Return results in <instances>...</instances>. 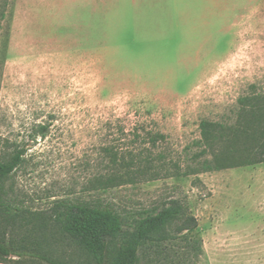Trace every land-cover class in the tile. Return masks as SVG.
I'll use <instances>...</instances> for the list:
<instances>
[{
	"label": "rangeland",
	"instance_id": "1",
	"mask_svg": "<svg viewBox=\"0 0 264 264\" xmlns=\"http://www.w3.org/2000/svg\"><path fill=\"white\" fill-rule=\"evenodd\" d=\"M258 2L244 35L239 0H0V156L24 150L7 181L13 204L50 212L69 199L125 215L176 201L195 222L174 224L151 264H264V162L178 174L196 164L202 120L233 125L240 99L264 94ZM9 224L1 237H35ZM57 242L56 256L85 264Z\"/></svg>",
	"mask_w": 264,
	"mask_h": 264
},
{
	"label": "trees",
	"instance_id": "2",
	"mask_svg": "<svg viewBox=\"0 0 264 264\" xmlns=\"http://www.w3.org/2000/svg\"><path fill=\"white\" fill-rule=\"evenodd\" d=\"M2 1L4 6L8 4V0ZM0 13L3 17V11ZM240 102L242 107L235 124L200 122V138L194 142L200 150L192 152L196 164L187 163L179 175L264 162V94L241 98ZM23 151L15 149L0 156V221L2 224L9 222V226L11 222H18L19 227L26 226L35 237L29 243L26 240L18 243L6 232L2 233L0 263L17 264V259L28 258L41 264H69L60 258L61 251L60 255H55L53 242L61 240L58 245L70 242L85 264H142L143 261L151 264L155 262L152 253L158 258L164 243L174 238L170 232L174 224L195 222L176 201L166 207L125 215L109 204L69 199L55 203L50 212H32L15 206L9 196L12 187L7 181L23 161ZM123 175L100 180L99 188L106 189L113 186L114 181H123ZM47 236L53 240H48ZM194 242L196 245L197 241ZM61 245L58 250H63ZM79 262L75 263L83 264Z\"/></svg>",
	"mask_w": 264,
	"mask_h": 264
},
{
	"label": "crops",
	"instance_id": "3",
	"mask_svg": "<svg viewBox=\"0 0 264 264\" xmlns=\"http://www.w3.org/2000/svg\"><path fill=\"white\" fill-rule=\"evenodd\" d=\"M239 7L244 8L237 21L232 24L239 29L240 34H253L258 24L260 3L258 0H239Z\"/></svg>",
	"mask_w": 264,
	"mask_h": 264
}]
</instances>
